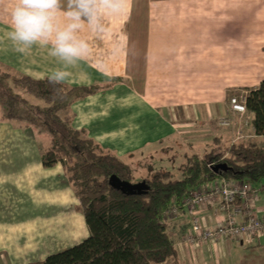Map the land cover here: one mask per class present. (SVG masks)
I'll return each mask as SVG.
<instances>
[{"label": "crops", "instance_id": "1", "mask_svg": "<svg viewBox=\"0 0 264 264\" xmlns=\"http://www.w3.org/2000/svg\"><path fill=\"white\" fill-rule=\"evenodd\" d=\"M15 2L0 0V57L20 58L21 66L29 62L37 70L9 73L43 80L65 71L70 75L61 83L67 88L100 86L95 95L73 102L71 125L120 159L121 154L164 142H180L186 158L221 151L232 144L238 122L231 128L221 123L243 118L231 110V98L251 92L264 80V0H128L122 16L103 18V31L80 33L91 54L73 64L52 56L50 44L15 51L18 45L9 36ZM67 5L62 0V7ZM253 140L262 145L264 137ZM23 141L14 153L0 144V152L9 156L8 183L33 193L34 182L44 176L43 188L58 189H44L38 197L28 193L23 211L32 219L21 225H6L10 212H0V264L44 261L60 253L54 250H68L90 236L64 166L47 168L41 155L32 160L21 150ZM206 142L216 146L202 155L199 144ZM20 165H27L25 174L12 173ZM258 198L264 214V194L251 203L257 205ZM193 214L207 227L221 225L217 206L180 207L173 221L178 255L162 264H264V234L184 245Z\"/></svg>", "mask_w": 264, "mask_h": 264}, {"label": "trees", "instance_id": "2", "mask_svg": "<svg viewBox=\"0 0 264 264\" xmlns=\"http://www.w3.org/2000/svg\"><path fill=\"white\" fill-rule=\"evenodd\" d=\"M100 89L97 85L67 88L61 82L50 83L49 78L36 80L0 69L4 119L21 128L42 123L50 136L41 151L42 164L64 165L90 230L78 245L29 264H162L178 255L165 221L173 207L218 181L246 182L255 189L264 186V146L243 141L203 157H188L181 178L163 170L153 174L143 193L114 187V180L134 182L130 165L114 153H105L84 130L71 125L73 102ZM246 107L256 135L264 137V80L251 90Z\"/></svg>", "mask_w": 264, "mask_h": 264}, {"label": "rangeland", "instance_id": "3", "mask_svg": "<svg viewBox=\"0 0 264 264\" xmlns=\"http://www.w3.org/2000/svg\"><path fill=\"white\" fill-rule=\"evenodd\" d=\"M19 59L14 56L0 57V60L6 62L3 63L0 61V69L5 72L8 71L18 74H23L24 72H28L33 68L37 70V68H35L37 66H35L34 64H30L29 62H24V66H21L22 62L21 59ZM14 66L17 68H15ZM236 94L239 95L235 97L239 98L241 96H248L250 92H239ZM232 120L233 121L229 120L231 122L230 126L224 127L231 128L232 123L236 121L238 122L237 132H241L244 136V139L237 141L235 144L243 142L242 140H247L244 142L256 141L253 139L258 136L255 133L251 118L248 116V114H246L242 119L234 117ZM10 122V120L4 119L3 109L0 107V136L3 134L10 135L5 137L7 138L5 139L6 141L4 139H0V144L3 142L4 145L6 144L8 146L9 151L14 153L20 148L22 137H24L21 150L27 152L32 160H38V156L41 155L42 149L48 146L50 140V136L43 128L42 123L40 121H37V125L35 128H30L27 130L24 128L22 129L13 124L9 125ZM247 129H250L252 133H247ZM237 132L234 131V138L231 145H234L233 142L238 137ZM261 143H263L262 145L264 146V141ZM4 145H1V148H3ZM199 146H201V148L203 149L200 150V154L204 155L206 152H208L209 147H215L216 145L215 143L206 142L202 144L200 143ZM222 146H224V144H222ZM105 153H109V151H105ZM8 157V153L5 154L4 152H0V212L6 210L10 212L9 217L4 218L7 221L5 224L14 227L32 219L30 213L23 211V205L27 201L29 196L28 193L33 195V197H38V195H41V192H44V189L49 192H56L58 188L54 187L53 190L47 188V186L46 188H43V185L45 183V177L38 176V180L34 182L33 186L35 192L31 193L32 189L29 191L27 190L25 192L18 191L12 183H8L9 181L6 178V174L10 172L8 170ZM186 157L187 156L185 154L184 148L180 142L172 143L170 146L166 142L159 145L150 144L148 146H142L139 150H136L131 155L126 156L121 154V160L130 165L134 177L133 183H121V190L125 193H143L144 191L148 190L146 180L153 174L161 170L172 172L177 178H181V167L186 162ZM61 165L64 166L63 164ZM26 169L27 165H20L14 167L12 173H20L24 175ZM39 197H44V195ZM259 200L260 198L257 199V205L254 204L252 206L256 210L257 216L261 219L264 217V214L262 213V210L259 207ZM252 201L253 203H255V199H252ZM174 220L175 216H173L172 214L169 213L165 215V221L168 223V231L171 237L176 242L175 235L173 232L176 226V224L173 222ZM64 249L66 248H60L58 250H54V252H61ZM48 255L50 254H47L44 257L46 258Z\"/></svg>", "mask_w": 264, "mask_h": 264}, {"label": "clouds", "instance_id": "4", "mask_svg": "<svg viewBox=\"0 0 264 264\" xmlns=\"http://www.w3.org/2000/svg\"><path fill=\"white\" fill-rule=\"evenodd\" d=\"M128 0H16L10 10V39L18 45L15 51L25 53L34 44L51 45V55L67 64L84 60L91 54L88 42L80 36L85 29L103 31L105 16L125 13ZM70 73L55 71L50 83L64 81ZM103 75H108L104 72Z\"/></svg>", "mask_w": 264, "mask_h": 264}, {"label": "built area", "instance_id": "5", "mask_svg": "<svg viewBox=\"0 0 264 264\" xmlns=\"http://www.w3.org/2000/svg\"><path fill=\"white\" fill-rule=\"evenodd\" d=\"M246 100L247 96L232 98L230 101L231 110L235 114L244 117L247 114ZM221 125L228 127L231 122L224 120ZM237 135L234 144L244 139L241 132H237ZM259 194H264V186L255 189L246 182H230L227 180L215 182L210 187L195 191L189 198L182 201L180 207L217 206V210L222 216V222L217 227H207L197 215L193 214L191 229L185 236L183 244L189 247L199 246L208 242L217 243L222 240L237 239L244 236L263 235L264 219L257 216L251 203L253 197ZM180 207H173L167 214L170 213L177 217Z\"/></svg>", "mask_w": 264, "mask_h": 264}, {"label": "water", "instance_id": "6", "mask_svg": "<svg viewBox=\"0 0 264 264\" xmlns=\"http://www.w3.org/2000/svg\"><path fill=\"white\" fill-rule=\"evenodd\" d=\"M113 185H114V187H116V188H118V189H121V182L120 181H118V180H114L113 181Z\"/></svg>", "mask_w": 264, "mask_h": 264}]
</instances>
